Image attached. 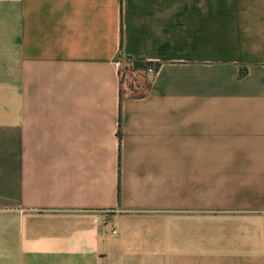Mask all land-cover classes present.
I'll list each match as a JSON object with an SVG mask.
<instances>
[{
	"label": "crops",
	"instance_id": "1",
	"mask_svg": "<svg viewBox=\"0 0 264 264\" xmlns=\"http://www.w3.org/2000/svg\"><path fill=\"white\" fill-rule=\"evenodd\" d=\"M0 264H264V0H0Z\"/></svg>",
	"mask_w": 264,
	"mask_h": 264
},
{
	"label": "built area",
	"instance_id": "2",
	"mask_svg": "<svg viewBox=\"0 0 264 264\" xmlns=\"http://www.w3.org/2000/svg\"><path fill=\"white\" fill-rule=\"evenodd\" d=\"M119 67V79L121 84V90L129 88L136 97H146L148 95L147 90L140 83V76L154 75L156 72L153 68H149L147 71L137 70L134 65V60L131 57H122L118 61Z\"/></svg>",
	"mask_w": 264,
	"mask_h": 264
},
{
	"label": "trees",
	"instance_id": "3",
	"mask_svg": "<svg viewBox=\"0 0 264 264\" xmlns=\"http://www.w3.org/2000/svg\"><path fill=\"white\" fill-rule=\"evenodd\" d=\"M134 65L137 70L140 71H147L149 68H153L155 72H157L159 65L158 64H153V63H148V62H141V61H134Z\"/></svg>",
	"mask_w": 264,
	"mask_h": 264
}]
</instances>
